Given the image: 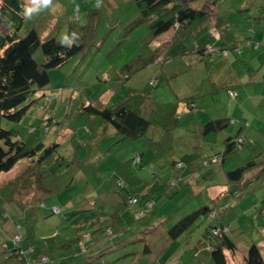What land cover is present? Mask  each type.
<instances>
[{
	"label": "rangeland",
	"instance_id": "374dc122",
	"mask_svg": "<svg viewBox=\"0 0 264 264\" xmlns=\"http://www.w3.org/2000/svg\"><path fill=\"white\" fill-rule=\"evenodd\" d=\"M25 1L31 11L21 35L38 24L46 9L62 14L60 11L65 8L61 16L68 19H60L68 22L74 19L73 12L78 10L80 21L77 19V23L81 25L87 21L86 13L90 7L85 6L87 0H81L83 7L80 11V0H48L47 3L41 0L39 6L37 0ZM109 1L103 0L96 38L86 51L60 68L49 71V84L35 95L36 101L19 123L0 121L2 128L16 131L15 138L24 140L31 147L39 143L46 147L57 143L43 162H35V165L25 159L9 173L1 174V178L11 179L30 166L24 180L29 182L31 174L35 173L42 187L32 182L30 189L17 186L14 190L13 184L0 187V246L6 249L0 253V264L14 263L12 257L8 262L1 263V259L11 255L12 248L25 247L26 235L30 237L29 249L33 250L30 252L28 249L27 264H82L87 253L81 252L82 249L96 248L102 252L115 247L116 250L108 251L103 257H96L98 252L90 253L95 257L92 264H212L211 234L208 232L207 237L204 232L207 227L212 232V224L218 227L219 222L226 225L224 230L232 237L240 255L250 242L261 246L264 244V155H256L259 145L250 144L247 140L243 145L235 140L231 153L223 155L225 146L222 141L228 132L234 134L239 127L242 109L235 104L240 103L241 98L232 97L223 89L220 93L226 98L220 99L215 109L218 108V113L224 117L228 114L234 122L224 127L218 136L220 138L216 139L218 143L208 155L202 151L205 148L203 144L200 145L202 149L193 150L200 155H182L183 143L190 137L196 142L193 146L199 145L195 138L197 129L190 125L182 127V122L184 125L186 119H197L203 111L183 115L181 107L185 102H191L189 104L193 107L198 100L195 98L197 91L215 85L210 83L209 72L204 67L205 59L229 62L225 69L235 81H247L254 68H259L260 61L250 59V51H261L262 46L257 49L259 44H255L251 48L249 39L241 37L252 33L249 30L242 32L246 24L243 15L249 12L242 13L238 9L237 13H232L228 6L234 5L236 0H226L229 4L226 3L224 8L235 27L223 31L220 15L215 14L210 20L211 25L214 24L213 33L207 31L210 23H205L194 32H184L186 35L181 40L177 36L176 46L167 48L161 44L166 36L162 34L154 39L146 23L133 28L127 26L134 19L128 16L133 4L130 6L126 0H116L119 10L104 11ZM106 12L113 15L108 16ZM125 17L129 22L119 24ZM59 26L57 36L63 40L65 25L61 23ZM253 26L258 31L264 25L251 22ZM210 35L212 40L208 37ZM233 36L239 40L242 51L234 50ZM168 39L166 37L164 41ZM205 42L212 45H205ZM205 52H209L208 55ZM260 68L263 70L264 65ZM237 87L240 94L262 88L247 86L240 90ZM155 98L158 103H155ZM249 102L254 104L253 100ZM89 104L109 108L125 104L134 108V112L150 121L147 134L137 139H121L108 134L102 118L81 109ZM251 104L245 103V107ZM151 137L163 139L156 140L158 143L154 144L155 148L159 146L157 154L150 145L151 141L147 140ZM170 146L174 154L165 155L170 152ZM136 157H139L138 161ZM249 161L257 163L263 170L259 179L247 182L244 177L237 192H227L213 203V210L199 215L179 237L172 241L166 239V228L202 206L213 191L217 193L227 183V171ZM129 194L137 195V202L126 207L121 204V199ZM86 202H92L91 209L74 215L76 208H85ZM56 206L58 212L54 211ZM103 210L107 215L99 216V220L105 221L102 227L107 229L88 225L87 233L93 231V235L79 245L76 242L71 247L62 246L72 243L76 236L82 234L73 229L82 225L85 217ZM115 210L123 215V224L128 225L130 233L127 227L117 231L120 225L107 218ZM144 227L150 232L142 231ZM109 229L117 235L101 242ZM140 236L142 241L138 239ZM144 245L150 249L146 255L142 250ZM36 256L42 257L43 261L37 260Z\"/></svg>",
	"mask_w": 264,
	"mask_h": 264
},
{
	"label": "trees",
	"instance_id": "16d2710c",
	"mask_svg": "<svg viewBox=\"0 0 264 264\" xmlns=\"http://www.w3.org/2000/svg\"><path fill=\"white\" fill-rule=\"evenodd\" d=\"M133 1L138 5L140 12L139 16L128 26L133 28L138 24L148 23L153 37H158L172 28L177 31L182 28H196L202 25L209 17L207 11L192 8L190 6L191 0ZM245 1L247 5L242 10V13L247 11L250 13L248 16L252 22L264 24V0ZM103 5V3H100L94 6V8H88V12L86 13L88 18L84 24L79 25L77 23V19H79L77 13H74L76 15L73 21L60 22V24L65 25L63 27L66 30V36L63 40H60L57 36V31L61 27L59 26L60 24L58 28L47 32L44 36L47 29V23L45 22H49L51 19L47 10L40 16L38 24L21 35L20 31L27 19L23 15L24 10L28 8L25 1L0 0V121L1 119H5L9 122L19 123L31 105L36 101L35 95L49 84V71L60 68L78 54L86 51L96 38L98 16L100 8H103ZM234 50L239 52L243 49L236 46ZM203 51L205 50L203 49ZM205 53L208 55L209 52ZM227 92L235 93L234 97L237 96L235 90L227 89ZM188 105L191 106L190 104ZM81 109L91 115L102 118L106 124L111 125L115 129L122 139H137L144 136L150 125L149 120L133 112L124 104H119L113 108L89 104L82 106ZM226 122L225 119H218L208 122L205 126L208 128H222ZM15 134L16 131L4 129L0 124V174L9 172L19 161L25 159L32 161V164H35V162L37 164L41 163L50 156L51 151L57 146V143L54 142L48 147L42 143L31 147L24 140L16 139ZM239 143L243 145L242 141ZM228 152L230 151H225V153ZM256 166L257 164L252 161L244 166L236 167L234 170L226 172V178L230 182L239 183L244 177L246 180L247 172ZM29 168L30 166L23 171L22 175L17 179L16 184H13L14 190L19 181H22L21 179H24V176H28ZM261 171L263 170H260L257 175L248 178L247 182L259 179L262 176ZM31 175L32 179L28 182L27 189L31 188L32 183H36L38 186L40 185L39 187H42L38 176L35 173ZM130 198H135L137 202L136 196L128 195L124 201L126 205H129L128 200ZM206 211V208H201L179 219L176 224L169 228V233H167L168 241H172L180 236L194 223L199 215L204 214ZM85 218L93 219L94 217L89 216ZM110 218L113 222L114 216ZM86 223L90 222L85 221L82 225H94V223ZM124 226H120L121 228L117 231L125 230L128 225ZM214 226L216 225L212 226V232L209 229L207 230L211 234L210 237L212 239L210 252L212 264H227L224 250L233 253L236 250L235 243L228 232L224 230L226 225L219 224L218 227ZM146 230L148 231V229L144 231ZM213 231H217L216 235ZM92 233L93 231L90 232V234ZM113 235L117 234H113V231L109 229L108 234L105 237L103 236L101 241L113 237ZM138 239L142 241V237ZM29 248L30 245H25V247L18 246L16 249H11V257L14 258V264H27ZM116 249L117 247L111 250L108 249V251L112 252ZM29 250L32 252V249ZM142 250L144 255L150 251L148 245H144ZM108 251H102L96 257H103ZM240 264H264V256L256 243L248 246Z\"/></svg>",
	"mask_w": 264,
	"mask_h": 264
},
{
	"label": "crops",
	"instance_id": "0c3cea01",
	"mask_svg": "<svg viewBox=\"0 0 264 264\" xmlns=\"http://www.w3.org/2000/svg\"><path fill=\"white\" fill-rule=\"evenodd\" d=\"M37 2H38L37 6L41 5V3H42L41 0H37ZM25 3H26V1H25ZM73 3H76V1L73 2ZM100 3L102 4L103 0H92V2H91V0H87V5H85V6L86 7L90 6L88 8H94V6H96L97 4H100ZM125 3H128L130 6L133 4L132 5L133 7L131 6L132 10H131V12H130V14L128 16L131 17V19L132 18L136 19L139 16V12H140V10L138 8V5H136L133 0H126ZM226 3L229 4V2H227L226 0H223V1H218V0H191L190 1V6L192 8L203 9V10L208 12L210 19L206 20L203 24L210 23V25H208L209 27H208L207 31H210V33H213L214 31L212 29H213V25L214 24L211 25V21L210 20H212L211 17H213L215 14L216 15H220V18H221L220 27H221V29L223 31H227V30H229L228 28L235 27V26H233L234 22L230 21L229 20L230 18L227 17V15H229V12H227L226 8H224L226 6L225 5ZM26 5H27V3H26ZM78 5H79L78 6L79 7V11H80V9L83 7V2L81 0H80V2L78 1ZM120 5H122V4H120ZM236 5H237V7H235ZM246 5H247V3H246L245 0H236L234 5L231 4L228 7H229V9H231L233 11L232 13H237L238 9L243 10L246 7ZM27 7H28V5H27ZM64 9H62L60 11L62 14H55L52 11L51 12L48 11L51 19L49 20V22H45V23H47V29H46L45 33L49 32V31H53L56 28H58V25L60 24V22H62L60 18L68 19L67 17L61 16V15H64V11H63ZM110 9L111 10L114 9V11L119 10V4H117L116 0H110L109 4H108V7L106 5V9L104 11H109ZM74 13H77V15H78L79 12H78V10L73 12L72 16L75 17ZM112 13H113V11H112ZM112 13L106 12V14H108V16H112L113 15ZM248 14H250V13H247L246 15H243L246 18V20H245L246 24H244V26H243L244 29H243L242 32H245V31L249 30V31H252V33L248 32V35L247 34H243L241 37H243L245 40L249 39L250 42H248V43H249L251 48H252V45L255 46V44L256 45L259 44L257 46V49H259V46H262L261 51H257V52L256 51L255 52L250 51V53H251V58L250 59H254L255 62L260 61L259 62V68L258 69L254 68L253 72H251L249 77L247 78V81L242 82L240 79L235 81L234 77L231 76L230 72L227 69H225V67L229 64V62H227L226 60H218L217 62H215L213 60L211 61L210 58L209 59H207V58L205 59L204 67L209 72L208 74H209V79L211 81L210 83H214L215 85L210 86L209 87L210 89H206V90L199 89L197 91V93L195 94L196 95L195 98L198 99V100L194 102L193 107L188 105L190 102L189 103L185 102V104L182 105V107H181V111L183 110V112H182L183 115H186L188 113L196 114L199 111H203L202 115H199V116L196 115L197 119H195V120L194 119L193 120L192 119H186V120H184V122H185L184 125H183V122H182V127L190 125L191 127H195L197 129L196 130L197 137L195 136V138L198 139L197 143L199 144V145L193 146V144H196V142H193L191 140V137H190L189 141H185L183 143V145H184V150H183L184 153L182 155H185V156L186 155H200V154L194 153L193 150H194V148H196L195 151H197L198 148L202 149V147H200V145H202V144L205 146L204 150H202V151L203 152L205 151V153H207L205 155H208V153H210V151H212V147L214 146V144H216V142H217L216 139L218 138L219 134H221V132L224 129V127H226L229 122H231V121L234 122V120H231L228 117V114H226V116L224 117L222 114L218 113V112H220V110L218 108H217V110L215 109L216 103H218L220 99H225L226 98L225 95H222L220 92L223 89H225L226 92H227V89H232V90H235L237 92V90L235 88L236 86H238L237 88H240V90L242 88H244V87H247V86H249V87H262V88H260L258 90L246 91V94H240V93L237 92V97L241 98V100H240L241 102L238 103V104L236 103L235 105H237L238 107H240V109H242V112H241L242 116H239L241 120H240V123H238L239 127H238L237 131L234 134H231L230 132H228V134L225 133L227 135V137H225V139L222 141V143H224V146H225L223 155H227V154L231 153V151L233 149V146H234V143H235V140H237V139H241L243 144H244V142L246 140L250 144H255V145L258 144L259 145V149H258L259 151H258V153L256 155H259V154L264 155V68H263V70H261V68H260L261 65H264V60H263L264 59V44H263L264 43V26L261 27L260 29H258V31H255V30H257V28H254V26L251 27V22L252 21L250 20ZM78 16H80V15H78ZM73 20L74 19H72V21ZM64 21H66V20H64ZM79 21H80V19H79ZM132 21L129 22L128 18L125 17L124 21L121 19L119 24L128 23L129 22L128 23V25H129ZM98 22H99V19H98ZM113 22H114V20L111 22V24ZM146 24L149 26L148 23H146ZM254 24L258 25L257 23H254ZM202 25L198 26L196 28H190V27L187 28V29L182 28L179 31H177L176 29H170L169 31H167L166 33L163 34L166 37H169L168 41H164V39H166V37H164V39L161 41V44L162 45L165 44L167 46V48L168 47L171 48L173 46H176L175 43H176L177 36H179L178 40H181L186 35V34H184V32H189V33L194 32L198 28L202 27ZM215 25H217V22H215ZM261 25H264V24H261ZM172 30H174V31H172ZM170 33H171V37H170ZM258 35H260V38H259ZM208 37L210 38V40L213 39L211 35L208 36ZM153 38L155 39V37H153ZM245 40L243 42H245ZM238 42H239V40H237V38H235V36H233L232 37V43L234 45H236V46H240L238 44ZM205 45H208V46L210 45L211 46L212 44L205 42ZM217 48L218 47L215 46V49H217ZM161 51H163V50H161ZM205 55H207V54L205 53ZM238 57H239V55H238ZM242 58H243V60H247L244 57H242ZM250 59H249V62H250ZM238 60L240 61L239 58H238ZM225 87H231V88H225ZM182 95H183V92H182ZM189 95H191V94H189ZM249 100H253L254 104H251L249 102ZM156 102L157 103L159 102V101H157V98H155V103ZM245 103H249V104H251V106L249 105L248 107H245ZM127 108H129L133 112L135 111L134 108H131V107H127ZM194 111H196V112L193 113ZM246 111H248V114H246ZM135 113L141 115L143 118H146L145 116H143L142 114H140L137 111ZM146 119L148 120V118H146ZM218 119H225L227 121L222 128H210V127L208 128V127L205 126L208 122H211V121H214V120H218ZM245 121H246V123L243 124V122H245ZM109 126H111V125L106 124V128H108V130L105 129L106 130L105 132H107L110 135L120 136L119 134L116 133L115 129L112 126L111 127H109ZM146 134H147V131H146L145 135ZM152 137H151V139H153V140H151L149 138L147 140L151 141L150 145H151V147H153L155 149L156 154H157L159 146H158V148H155L154 144L158 143V141H156V140H160L161 138H159V137L152 138ZM160 137H162V135ZM210 139H212V140H210ZM161 140H163V139H161ZM161 142H163V141H161ZM170 147H171L170 152L166 153L165 155H167V154L168 155L169 154L173 155L174 154L173 147L172 146H170ZM187 149H189L191 151V153H187V151H188ZM227 150H229L230 152L225 153V151H227ZM249 162H251V161H249ZM242 166H244V165H242ZM257 166L254 167L249 172H247V174H246V178L247 179L251 178L252 176L257 175L259 173V170H262L260 166H258V167ZM239 167H241V166H239ZM24 170H22L20 173H18L17 175H15V177H12L11 179L10 178H4V179L1 178V176H2L1 175L2 173H1L0 174V179H1L0 180V182H1L0 187L4 188V187H6L7 185H10V184H14V183L16 184L17 179L22 175ZM227 172H229V171H227ZM7 173H9V172H7ZM21 180L22 181H19L17 186L22 187V189H26L24 187L28 185V182L25 181L24 179H21ZM225 180H226L227 183L222 185V188H220V190H218L217 193L213 191L211 193V195H210L211 196L210 199H207V201L204 204H202V206H200L199 208H197L195 210H199L201 208H203V209L206 208L207 211H208V209H212L213 210V208H214L213 203L215 201H219L223 197L224 194H226L227 192H228V194H230V193L233 194V192H237V190L239 189V187H238L239 183L230 182V181H228L227 178ZM129 195H131L133 197H135V196L137 197V195H134V194H129ZM127 197H128V195L127 196H123L122 199H121L122 200L121 204H124V206H126V207L129 206V205H126L124 203V201H125V199ZM91 203L92 202H86V204L83 205L85 208H83V207L81 209H77L76 208V212H75L74 215L80 214L83 211L85 212V211L91 209V207H92ZM20 204H21V202H20ZM195 210H192L191 212H193ZM117 211L118 210H115L114 212L109 214L110 217L114 216L113 223H116V224H118L120 226L127 225V224H123V222L125 221L124 217H123V215L119 214ZM205 213L206 212H204V214ZM101 215H105V216L107 215V213H105V210H103V212H99V214L97 213L96 215L90 216V217H94L93 219L91 218L93 221H91L90 223L91 224L94 223V225H96L95 227H97L98 229L102 228V223L105 222V221L99 220V216H101ZM110 217H107V218L111 219ZM90 223H86V224H90ZM176 223H174V224H176ZM219 224L223 225L222 222H219ZM173 225H171V226H173ZM212 225H216V224H212ZM171 226H169V227H171ZM87 227L88 226H85V225H80L79 227H75V229H73V230L78 231L79 234L80 233H82V234L76 236V240L73 241L72 243L64 244L62 246L63 247H71L72 244L75 245L76 242H77L76 244L79 245V243H82L83 241H85V238L88 239V237H90L91 234L87 233ZM144 228L150 230L147 227H144ZM127 229H129L128 226H127ZM168 230H169V228L168 229L166 228L165 231H164V233H166V237H167L166 239L167 240H168L167 233H169ZM205 230H206V232H204V234L206 233L207 237H208V231H207L208 227ZM130 231L131 230L129 229L128 233H130ZM90 232H92V231H90ZM139 232H141V231H139ZM100 233H101V231H100ZM104 234H106V233L104 232ZM97 235H98V237L100 236V234H97ZM104 237H105V235H104ZM25 239H26V241H23L24 244L25 245H29L30 244V241H29L30 237L28 235H26ZM250 243L252 244V243H255V242H250ZM96 244H98V243H96ZM256 245H258V244H256ZM248 246L249 245H247V248H248ZM259 247H260L261 253L264 256V252H262V251H264V244H261V246H259ZM211 248H212V244L210 246V249ZM247 248H246V250H247ZM69 250H71V249H69ZM246 250L241 255L239 253H237V249L233 253L229 252L227 250H224V254H225V257L227 259V264H240L242 262L244 256H245V254H246ZM3 251H6V249H3L2 246H0V253L3 252ZM7 251H10V249H7ZM82 251H84V252L86 251L87 252L84 255V260H83L82 264H92V262H94L93 261L94 255L92 256V255H90V253L98 252V253H96V255L101 253V252H99L100 250H97L96 248L95 249L92 248L90 250L82 249L81 252ZM78 252L79 251H77V253ZM9 257H11V255H9L7 257L4 256V258L1 259V263L5 262V260H7V262H8V258ZM36 258H37V260L39 259L40 261H43L42 257L36 256ZM12 259H14V258L12 257ZM12 262H15V261L13 260Z\"/></svg>",
	"mask_w": 264,
	"mask_h": 264
},
{
	"label": "built area",
	"instance_id": "2783aa9c",
	"mask_svg": "<svg viewBox=\"0 0 264 264\" xmlns=\"http://www.w3.org/2000/svg\"><path fill=\"white\" fill-rule=\"evenodd\" d=\"M229 94H230V96H232V97L235 96V93H231V92H230ZM241 141H242L241 139L238 140V142H241ZM135 160L138 161V160H139V157H136ZM135 202H136V199H135V198H130V199L128 200V204H129V205L134 204ZM54 211H55V212H58L59 210H58V208H54ZM213 232H214V234L216 235L217 231H213Z\"/></svg>",
	"mask_w": 264,
	"mask_h": 264
},
{
	"label": "clouds",
	"instance_id": "9594fccd",
	"mask_svg": "<svg viewBox=\"0 0 264 264\" xmlns=\"http://www.w3.org/2000/svg\"><path fill=\"white\" fill-rule=\"evenodd\" d=\"M44 2L47 3L48 0H44ZM30 11H31L30 8H26V9L24 10L23 15L26 16V17H29V16H30ZM65 39H67V38H65ZM62 42H63V41H62Z\"/></svg>",
	"mask_w": 264,
	"mask_h": 264
}]
</instances>
